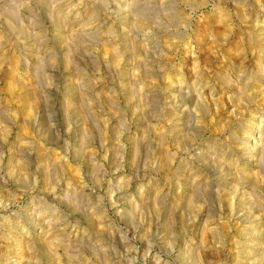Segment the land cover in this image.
<instances>
[{"label": "rangeland", "instance_id": "rangeland-1", "mask_svg": "<svg viewBox=\"0 0 264 264\" xmlns=\"http://www.w3.org/2000/svg\"><path fill=\"white\" fill-rule=\"evenodd\" d=\"M29 263L264 264V0H0V264Z\"/></svg>", "mask_w": 264, "mask_h": 264}, {"label": "bare ground", "instance_id": "bare-ground-1", "mask_svg": "<svg viewBox=\"0 0 264 264\" xmlns=\"http://www.w3.org/2000/svg\"><path fill=\"white\" fill-rule=\"evenodd\" d=\"M221 14V13H220ZM254 15V14H253ZM218 16H219V14H218ZM258 37V36H257ZM227 49V48H226ZM16 65V64H15ZM28 92V91H27ZM26 93V92H25ZM29 94H31V93H29L28 92V94L26 95V96H24L23 98H24V100H25V103H27V105L28 104H30L31 103V100H30V96H29ZM247 96V95H246ZM24 102V101H23ZM24 103V104H25ZM27 105H25V108H27ZM31 105V104H30ZM47 168V167H46ZM192 196V195H191ZM8 225V224H7ZM9 226V225H8ZM16 230V229H15ZM2 234V233H1ZM31 241V240H30ZM19 246V245H18ZM33 246H35L34 244H33ZM15 247V246H14ZM32 248V247H31ZM37 248V247H36ZM35 248V249H36ZM42 248H43V246H42ZM45 249V248H44ZM47 249V248H46ZM27 250H28V248H27ZM33 251V250H32ZM39 252H41V251H39ZM22 256V255H21ZM28 256H31V255H29V253H28ZM34 256V255H33ZM37 256V255H36ZM25 257V256H24ZM35 257V256H34ZM31 258V257H30ZM42 258V257H41ZM21 259H22V257H21ZM25 260V259H24ZM37 262V261H36ZM32 263V262H31ZM30 264V263H29ZM41 264V263H40Z\"/></svg>", "mask_w": 264, "mask_h": 264}]
</instances>
